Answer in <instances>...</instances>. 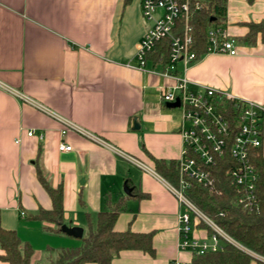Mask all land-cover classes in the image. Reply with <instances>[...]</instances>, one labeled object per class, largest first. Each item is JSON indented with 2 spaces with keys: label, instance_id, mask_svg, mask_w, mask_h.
Segmentation results:
<instances>
[{
  "label": "crops",
  "instance_id": "obj_1",
  "mask_svg": "<svg viewBox=\"0 0 264 264\" xmlns=\"http://www.w3.org/2000/svg\"><path fill=\"white\" fill-rule=\"evenodd\" d=\"M140 10V0L125 6L123 0H0V225L35 253L56 247L54 239L64 247L79 240L29 218L51 209L39 166L49 185L61 188L62 224L82 228L84 236L88 218L94 226L99 212L124 199L114 230L151 234L152 255L124 250L109 264L191 258L178 247L177 201L151 159L181 156V111L159 98L175 81L136 67L137 44L149 25ZM263 17L264 0H227L221 26L240 38L244 23ZM235 44V55L204 54L188 66L178 63L176 75L190 90L208 86L264 107V46ZM64 122L102 144L70 130L62 134ZM60 142L71 151H59Z\"/></svg>",
  "mask_w": 264,
  "mask_h": 264
},
{
  "label": "built area",
  "instance_id": "obj_2",
  "mask_svg": "<svg viewBox=\"0 0 264 264\" xmlns=\"http://www.w3.org/2000/svg\"><path fill=\"white\" fill-rule=\"evenodd\" d=\"M203 1L140 0L141 16L149 25L137 44L136 67L175 81L173 87L160 90L159 98L162 104L178 100L177 108L181 111L179 134L182 150L177 160L178 180L176 184H172L163 179L166 188L178 204L179 249L190 255H201L220 250L225 243H229L256 257L219 229L188 200L186 195L189 181L203 188L213 189L215 181L210 168L216 165L228 151L235 163L227 174L230 185L236 192L235 205L246 212L259 210V201L255 193L257 173L250 162L249 150L264 146V107L208 86H199L197 90H190L187 80L176 75L175 69L178 63H182L185 67L199 59L192 50L194 39L190 17L193 12L201 9ZM214 20L215 17L210 18L211 23L206 30L204 54L235 55V40L229 37L225 28L213 22ZM165 40L168 41L166 63L159 70L147 68L148 56ZM223 99L229 100L232 104L230 109L234 118L232 125L218 111L223 104ZM64 123L65 129L61 131L62 134L70 130L95 143L102 144L97 137L76 125ZM233 128L234 133L231 136ZM26 135L31 137L34 132L27 131ZM37 137L41 140L43 136L39 134ZM229 138L228 147L227 139ZM58 150L68 152L71 151V147L60 142ZM113 152L131 160L130 157L115 149ZM199 223L206 225L212 233L206 234L204 230H199L197 228ZM195 230L201 231L202 236H195ZM261 260L264 261L262 258ZM168 264H189V262L174 260Z\"/></svg>",
  "mask_w": 264,
  "mask_h": 264
},
{
  "label": "trees",
  "instance_id": "obj_3",
  "mask_svg": "<svg viewBox=\"0 0 264 264\" xmlns=\"http://www.w3.org/2000/svg\"><path fill=\"white\" fill-rule=\"evenodd\" d=\"M227 0H204L199 11L193 12L190 24L193 29L192 50L197 58L206 51V30L213 22L221 25L225 17V4ZM252 3L254 0H246ZM131 0H123V5H128ZM244 26L247 32L240 38H234L238 43L246 46H254L258 42L264 46V17L259 22H246ZM168 57V41L158 45L148 56L147 64L151 67L162 68ZM231 102L223 99L218 111L232 125L234 118L231 112ZM234 133V128L232 129ZM228 147L230 138L227 139ZM250 162L253 164L257 180L255 193L259 201L257 212H246L235 205L236 192L230 185L228 171L235 166L227 151L216 165L210 168L214 177L212 190L203 188L193 181L188 182L186 195L188 200L208 217L225 234L250 253L225 243L222 249L215 252H206L201 255H190L189 264H264V154L263 148H251L249 150ZM155 172L166 182L176 184L178 180L177 161L157 160L151 158ZM37 178L51 200V209H39L29 218L40 222L54 224V228H45L54 234H64L60 231L62 224V192L60 186L52 188L46 180L43 171L37 167ZM128 185V181L126 183ZM124 199H119L115 204H109L104 211L96 216L95 225L87 220V231L82 237V244L71 248H47L43 260L48 264H109L111 260L124 250H140L152 255L154 253L151 234L133 233L130 231L117 232L114 223L117 215L122 211ZM199 230L211 234L203 223L197 225ZM0 261L7 264H31L35 254L28 242H23L13 230L3 229L0 225ZM45 263V262H44ZM40 260L36 264H44Z\"/></svg>",
  "mask_w": 264,
  "mask_h": 264
},
{
  "label": "water",
  "instance_id": "obj_4",
  "mask_svg": "<svg viewBox=\"0 0 264 264\" xmlns=\"http://www.w3.org/2000/svg\"><path fill=\"white\" fill-rule=\"evenodd\" d=\"M178 105H179L178 100H176L173 103H166L165 104V106L167 108H171V109L177 108ZM123 191L126 195H129L131 190H130V188H128L127 186L124 185ZM60 231L64 234H66L67 236H71L73 238H81L83 235L82 228L77 227V226L69 227V226H66L65 224H61L60 225Z\"/></svg>",
  "mask_w": 264,
  "mask_h": 264
},
{
  "label": "rangeland",
  "instance_id": "obj_5",
  "mask_svg": "<svg viewBox=\"0 0 264 264\" xmlns=\"http://www.w3.org/2000/svg\"><path fill=\"white\" fill-rule=\"evenodd\" d=\"M172 111L173 112H175V113H180L179 111V109L178 108H175V109H172ZM263 154H264V149H263ZM192 217V216H191ZM201 232V231H200ZM202 233V232H201ZM83 237V236H82ZM82 237L81 238H79V240L78 241H76V242H78V246L79 245H81L82 244ZM52 238H54V237H52ZM61 238H66L67 240H71V241H74V240H76V239H69L68 237H61ZM58 240V239H57ZM52 244H54V245H56V247L55 246H53V245H51V246H49L50 248H53V249H56V248H58V247H63V248H65L64 246H61V242H59V241H56L55 239H54V241H52L51 242ZM71 247H73V246H70V247H67V248H71ZM45 249L42 251H40V252H36L35 254H34V256H33V259H32V263L31 264H36L39 260L42 262V263H44V264H48V262H46V261H44L43 260V258H44V255H45Z\"/></svg>",
  "mask_w": 264,
  "mask_h": 264
}]
</instances>
